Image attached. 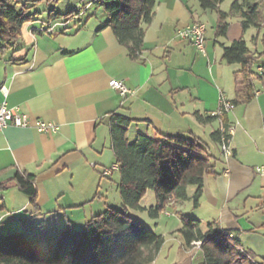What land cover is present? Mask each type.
Segmentation results:
<instances>
[{
    "label": "crops",
    "instance_id": "obj_1",
    "mask_svg": "<svg viewBox=\"0 0 264 264\" xmlns=\"http://www.w3.org/2000/svg\"><path fill=\"white\" fill-rule=\"evenodd\" d=\"M97 1L81 0L82 10L68 18L51 19L48 13L41 18L34 7L29 9L31 20L22 26L18 42L19 57L25 61L0 60V103L19 107L31 121L58 125L55 133L14 126L0 130V184L16 172L32 175L37 219L84 225L111 207L108 193L112 185L118 189L117 168L105 173L115 163L111 114L130 119L129 141L137 134H171L194 135L203 142L206 131L213 141L210 134L222 127L224 119L232 127L228 128L232 155L223 156L213 141L218 148L214 172L204 177L197 208L208 209L209 223L236 231L243 250L264 262V176L254 172L255 166L264 164L263 27L243 32L240 18L228 16L225 34L218 35L217 13L201 9L197 0H157L139 59H133L111 29L102 27L106 14L98 13ZM262 5L264 15V0ZM219 9L229 8L220 4ZM195 21L206 26L205 54L178 35ZM241 37L255 57L251 69L258 76L252 81L253 94L248 101L233 104L224 118L201 123L195 112L208 117L217 111L220 98L226 102L236 98L233 73L240 66L226 63L221 54L222 46ZM111 79L123 80L134 93L121 97L109 86ZM9 185L0 189V224L5 218L33 213L28 196ZM118 203L121 208V199ZM179 204L172 200L167 206ZM157 234L163 237L159 255L167 238ZM156 256L150 264H155ZM196 259L184 251L170 264L199 262L202 252Z\"/></svg>",
    "mask_w": 264,
    "mask_h": 264
},
{
    "label": "trees",
    "instance_id": "obj_2",
    "mask_svg": "<svg viewBox=\"0 0 264 264\" xmlns=\"http://www.w3.org/2000/svg\"><path fill=\"white\" fill-rule=\"evenodd\" d=\"M42 1L47 4L59 0H0V60L22 63L25 57H16L20 50L18 42L21 28L31 20L29 9ZM203 10L215 11L218 16L217 34L224 35L227 17L240 18L243 32L249 27H263V0H233L227 12L219 9L224 0H197ZM157 0H99L106 14L102 27H109L119 43L127 49L129 57L139 59L143 49V37L154 15ZM71 10L65 14L48 10L51 19L68 18L77 14ZM222 60L228 64H238L233 73L236 98L231 101H248L253 94L252 81L258 74L252 71L253 57L245 40L241 37L227 46H222ZM263 72V70H262ZM197 121L211 122L216 115L204 117L194 113ZM224 118V116H223ZM222 126L227 124L222 119ZM130 119L111 114L109 132L115 163L120 178L118 192L121 208L107 207L93 215L80 228L58 225L37 219L36 189L34 177L16 172L6 183L0 184L5 190L9 184L28 196L33 208L30 215H20L16 219L21 229L0 234V264H150L163 244V237L146 229L131 218L128 209H145L139 202L147 189L155 194V206L149 208L152 216H157L172 200L182 202L188 198L187 186L193 185V205L197 207L202 195L204 177L214 172L215 156L199 137L160 134L157 137L137 134L134 140L127 138ZM227 135L228 128H227ZM212 140L221 143L219 129L210 134ZM200 221L181 217L178 232L185 247L200 241L202 259L193 264H264L256 260L249 250H243L236 231L221 229L214 223L207 224L202 232Z\"/></svg>",
    "mask_w": 264,
    "mask_h": 264
},
{
    "label": "rangeland",
    "instance_id": "obj_3",
    "mask_svg": "<svg viewBox=\"0 0 264 264\" xmlns=\"http://www.w3.org/2000/svg\"><path fill=\"white\" fill-rule=\"evenodd\" d=\"M233 0H224L221 3L222 9H228L230 4ZM22 3H26L25 0H21ZM85 3H82L81 0H59L54 3L47 4L45 1L41 2V5L38 4L37 7H34V11H38L41 18H44L48 13V10L53 9L55 12L65 14L71 10L81 11L84 7ZM102 8L98 10L100 13ZM15 53V56L19 57L21 55ZM212 115V114H211ZM216 127V123H214L213 128ZM216 129V128H215ZM201 131V130H200ZM198 131L199 134L201 132ZM208 131H206L205 135H202L203 142L206 143L210 147L211 153L214 155L218 154V148L216 144L211 141L208 136ZM118 178V176L116 175ZM194 186L189 185L187 186V195L188 198L180 202L179 206H167L159 212L157 216H152L149 212L150 207L155 206V194L154 191L151 189H147L145 194L143 195L142 199L140 200L139 204L141 207L145 209H128V215L139 221L142 226L146 229L152 230L156 233H165L166 244L159 255L156 256L155 264H170L174 262L179 255H183L184 251L188 254L190 258H193L192 261H197V256L201 252L200 248L198 247H185L184 250L180 247V242L182 241V236L178 232V228L181 226V217L187 218H195L200 221L199 228L202 232L207 230V224L210 222L209 212L208 209L205 207H201L198 209L194 207L192 195L194 192ZM109 197V205L115 209H120L119 199V192L117 187L112 185L108 193ZM81 215V213H80ZM208 216V217H207ZM58 225H62V222H59ZM81 225H73L72 228H80ZM21 229V225L16 218H5L4 221L0 224V233L3 232H16ZM174 235V236H173ZM182 243V242H181Z\"/></svg>",
    "mask_w": 264,
    "mask_h": 264
},
{
    "label": "built area",
    "instance_id": "obj_4",
    "mask_svg": "<svg viewBox=\"0 0 264 264\" xmlns=\"http://www.w3.org/2000/svg\"><path fill=\"white\" fill-rule=\"evenodd\" d=\"M205 31L206 26L203 22H193L189 26L178 31V35L190 41L199 52L205 54ZM108 84L112 89L116 90L121 97H125L134 93V90L129 88L123 80L111 79L109 80ZM220 100L225 99L220 98ZM220 100L217 111L211 113L212 115H216L217 117H222L233 108V104L230 101H227V107H220ZM8 126L33 128L40 133H55L58 130V125L56 123L44 121L41 119H35L31 121L28 118L27 114L20 110L19 107L8 106V104L3 101L0 103V130ZM227 128H224L223 126L220 128L222 137L221 143L219 145L221 153L225 157H229L232 155V150L230 147V135H227ZM115 165L116 164H114L108 171H105V173H108L110 170L115 169ZM254 172L258 175L264 176V164L255 166ZM200 244V241H195L191 243V247L200 248Z\"/></svg>",
    "mask_w": 264,
    "mask_h": 264
},
{
    "label": "bare ground",
    "instance_id": "obj_5",
    "mask_svg": "<svg viewBox=\"0 0 264 264\" xmlns=\"http://www.w3.org/2000/svg\"><path fill=\"white\" fill-rule=\"evenodd\" d=\"M195 23H202L200 21H195ZM221 107H227V102L226 101H221ZM117 168V165H115V169Z\"/></svg>",
    "mask_w": 264,
    "mask_h": 264
}]
</instances>
